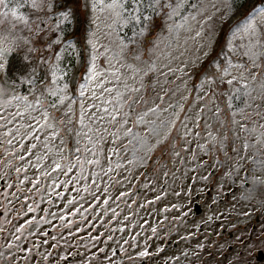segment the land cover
Listing matches in <instances>:
<instances>
[{
    "label": "snow or ice",
    "instance_id": "6c2138e0",
    "mask_svg": "<svg viewBox=\"0 0 264 264\" xmlns=\"http://www.w3.org/2000/svg\"><path fill=\"white\" fill-rule=\"evenodd\" d=\"M187 7L196 9V12L182 15ZM89 13L92 14L91 19L93 22L100 18L97 14L108 13L105 20H110L111 23H108L107 27L111 28L113 25H118L120 28L130 30V36L126 34V39L121 38L118 57H108L107 50L105 53H100L94 39L96 33L92 31H89L87 35V45L91 48V53L87 58L83 57L75 43L66 41L64 26L71 25L74 22L84 24L89 19ZM161 14L165 15L168 21H172V24L168 25V32L171 34L174 28L191 30L190 22L197 21L199 23L197 17L202 15V9L200 5H189L187 0H175V3L172 0H0V75L6 80L12 79L17 82L11 96H9L6 89L0 87V129L5 130L0 132V137H3V139H0V143L11 147L15 142L20 146L19 155L17 151L10 150V147L5 149L7 155L15 157L21 162L30 163L23 153L26 152L30 156L32 149H35L37 144L31 143L29 147L24 141L26 139L39 141L41 134L48 129L52 131L47 139L59 136L57 122L60 126L67 128L70 134L74 133L77 137V143H79L80 137H84L89 143L93 144L92 149H86V151L92 153L93 157H96L97 152L103 155L102 145L106 137H112L113 144L117 142L121 129L125 128L128 123L132 105L137 103L136 94L145 87L144 77L148 76L149 72L156 70L153 64L143 60V56L146 52L151 53L154 48L159 46L156 33L159 29L157 18ZM176 17H180V23L176 22ZM211 19L212 17L209 16L208 20ZM208 20L200 24V30L196 32V36L203 34ZM237 36L242 40H247V43L242 45L243 52L240 53V56L247 58L251 68L245 63H240L239 60L233 61V56L237 55V48L233 44V40L229 39L224 59L220 61L214 58L210 62L215 70L207 72L199 86L200 92L207 91L208 98L227 96L229 109L234 107L233 99H240L241 94L244 97L250 96V92L247 91V81L249 78L252 81L256 80V75L253 74L252 69L264 67V63H258V61H264V7L256 9L236 25L233 37ZM66 52L74 54L75 66L64 65ZM100 55H104L108 60V74L115 79L117 84L123 83L122 90L117 87H104L103 84H100L103 93L108 94L107 97L103 93H97L90 87L92 83L98 82L104 75L98 70L97 66V58ZM204 55L208 56L209 52L206 51ZM129 57L135 63H128ZM113 59L120 67L131 69L132 76L122 80L123 74L120 72V68L112 63ZM141 64L144 67H141ZM178 70L183 71L182 69L169 68L168 73H163L166 77L165 83L169 82L167 80L168 74L174 75ZM137 75H140V88L128 83V79L135 81ZM81 80L83 83L80 82ZM103 83H112V80L104 77ZM73 84H76L79 88V100L69 95ZM237 84L240 87H236ZM25 85L27 86L26 93H19L18 89ZM261 88L264 89V83L261 84ZM242 89L244 91L241 93ZM112 93H115V95H112ZM159 99L162 101L164 97L160 96ZM201 100H204L205 107H207L208 100L204 96L197 95L196 103L198 104ZM139 102L146 103L143 97H140ZM77 104L79 106L78 110L76 108ZM244 104L249 106L247 100H244ZM13 108L14 111L11 110ZM53 111L61 112L62 118L57 121V117L52 114ZM149 111L155 112L156 109L151 108ZM181 111H183V107H181ZM203 111L204 108H200V113H203ZM209 111H212V109H209ZM221 112L222 109L217 104L214 115L219 117ZM34 113L39 115H34ZM231 116L232 125H238L247 130L246 125L236 119L237 116L247 119L244 108L232 111ZM140 119L142 120L143 117ZM226 123H222L221 127H224ZM73 125L76 127H73ZM196 125L197 127L200 126L199 120L196 121ZM172 127H175L174 122ZM259 128L262 131H260L256 144L264 142V124H261ZM125 131L130 132L131 130L125 128ZM251 131L255 132L257 129L252 128ZM185 134L188 135L189 133L186 132ZM208 135L211 140L208 144L201 146L205 154L211 158L213 153L222 152L226 159L217 158L214 164L223 168L227 161H233L238 173L242 166L240 160L247 156L250 147L247 138H245L242 145L237 146L235 140L230 138L227 132L218 133L217 136H212V133L209 132ZM238 138L237 135L236 139ZM61 142L63 143V140ZM228 149L235 153V156L230 155ZM76 150L80 151L78 147ZM111 151L115 152V149ZM242 152L243 156L241 155ZM176 154L179 155V153ZM77 160L79 161L80 158L77 157ZM107 160L109 163L108 168L106 170L102 169L105 176H109L110 173L115 171L111 166V156H108ZM252 161L261 169H264V158L257 159L253 156ZM80 163L81 168H83L84 162L80 161ZM87 163L99 166L101 161L94 158L88 160ZM12 167L15 168L16 179L19 181L16 185L17 191L24 192L25 190L20 185L28 181L29 177L24 175V179L21 180L20 174L22 172L27 173L28 168L27 166H14L12 161L8 160L6 168ZM120 167V164L116 165L117 169ZM228 167L229 171L225 175L231 176L233 174L231 170L233 164H229ZM51 171H63L67 175L68 172L72 171V165L69 164L67 168H64L61 163L54 161V167ZM43 175L50 176L51 172L46 171ZM92 175L96 177L99 173H93ZM9 176L10 173L6 171L3 175H0V180H4ZM207 178L204 177V179ZM76 179H86L83 176V171ZM109 179L111 180L112 177L109 176ZM31 183L33 188H37L40 180L37 179L31 181ZM92 183L94 185L97 183L95 178L92 179ZM253 183L255 184V178ZM6 186L10 189L13 184L8 183ZM55 186L58 187L59 185ZM37 191H39L38 188ZM84 191L88 192L89 189L85 187ZM97 191H99V186H97ZM104 191L106 193L107 189L105 188ZM248 191L252 192L254 188H249ZM57 195L60 194L57 193ZM126 195H130V193H120L121 197ZM93 198L97 199L95 196ZM156 199L159 200L160 196H157ZM73 203L74 199L68 200V204ZM103 203L107 205L108 199H104ZM148 203L151 204L152 201H148ZM28 211H34L31 205L28 206ZM76 211L79 212V209H76ZM113 212L115 214V210ZM245 215H249V213H245ZM61 219H64V217H61ZM208 219L211 220V217ZM28 223L31 224L32 221H28ZM2 230L0 229V231ZM21 230V228H17V232ZM151 231L155 234L157 229L153 227ZM44 235H47V233ZM14 239L19 240L20 237L16 236ZM52 239L55 240L56 237L53 236ZM44 243H47V241H44ZM124 243L127 244L128 241L125 240ZM8 248L22 250L20 245L15 243L8 244ZM100 251L103 252L104 250L101 249ZM158 251L162 252L163 249H158ZM28 252L31 254V249H28ZM115 254V250H113V256ZM51 255L52 253L45 254L43 256L44 260L47 261ZM149 255L147 249L139 252L140 257H148ZM183 255L187 257L188 253L184 252ZM108 259L109 264H112L111 258ZM179 259V256L175 257L177 262ZM239 259L241 264H248L243 256H240ZM60 260L66 261L68 256L61 255Z\"/></svg>",
    "mask_w": 264,
    "mask_h": 264
},
{
    "label": "rangeland",
    "instance_id": "374dc122",
    "mask_svg": "<svg viewBox=\"0 0 264 264\" xmlns=\"http://www.w3.org/2000/svg\"><path fill=\"white\" fill-rule=\"evenodd\" d=\"M244 1L245 0H187V3L189 5L196 4L201 6L202 15L197 17L199 23H197V21H191V30H188L187 28H174L171 34H169L168 32V25H171L172 21H168L167 17L163 14H161V16L157 18V23L163 24L164 28L162 31H160L158 36L157 42L159 46L154 48L151 53H148V58L146 60L148 63L153 64L156 70L153 72H149L148 76L144 77L145 87L136 94L137 103H135L136 105L133 104L134 110L130 114L128 123L125 126L126 129H130L131 131L126 132L125 128H122L119 133V139L115 144L112 143V137H106L105 142L102 145L103 155H100L99 152H97L96 157H93L92 153L90 154L87 159H99L101 161L99 166L88 164V160L86 161V159L83 161L84 166L85 164H88V167L93 166V168L89 171L90 177L89 174L84 171V168H80L79 175L81 174V171H83V176L86 179L89 177L87 179V182H92V179L95 178L97 182L96 184L100 186L101 190L97 191L95 188V193L90 194L87 192L83 198L77 199L73 204L70 205L66 203V206H64L59 211L60 213L58 215L68 211L71 207L77 205L78 203L90 202L94 196L104 191L105 185L108 183V176L104 175L102 169L106 170L109 166L107 160L108 156H111V166L114 169L116 168L117 164H121L127 172H130L132 169H142L146 166H149L153 162V160H157L159 157L165 156V154L170 155L171 153H173L175 156L177 155L176 153H182V150H180L179 147H184L186 150H188L190 146V149L187 153H184L185 156L182 158L183 162L185 163V171L175 172L173 184L169 187V194L166 196V204L172 205V200L175 203L177 202L176 205H178L179 207H183V205L187 204L189 200V186L181 185V189L178 188L180 178L184 181L195 180L198 182V185H200L203 181H206V183H208L214 178L213 176L209 177V174L206 175L207 172L201 173V175L199 176H197L194 172L196 168L195 165H197V163L205 153L201 146L208 144V142L211 140V137H209L208 135L209 132L212 133V136H217L218 133L227 132L230 138L235 140L237 146L242 145L245 138H247V142L250 147L247 156H245L247 157V160H245L246 162H250V157L252 156H255L257 159L264 158V142H262L261 144H256V140L260 135V131L262 130L259 127H256L257 131L252 132L251 129L254 127H252V125L247 126V124H245L247 119L252 116L250 115V112H246L245 114L247 119L242 116L236 117V119L240 120L242 123L244 122L243 124L246 125L247 130L239 127L238 125H232L231 123V112L237 110L238 108H244V110L246 111L252 109V107H255L260 112H264V89L261 88V84L264 83V74L263 77H261L260 79L256 78L255 81H252L251 78L248 79L247 91L250 92V96L244 97L241 94L240 99H233L232 103L234 107L232 109H229L228 107V98H208L207 96V107H205L204 102H199L187 111L184 120L181 121L180 124L178 120L179 114L181 113V104L186 100L190 68L196 66L202 59L206 57L204 55L206 51H211V43L218 30V26L225 19H229L234 13L239 14L240 12L238 8ZM172 2L175 3V0H172ZM229 5H231V7H229ZM189 12L195 13L196 9L187 7L185 8L182 15H187ZM97 15H99L100 18L93 22L91 19L92 14L89 13L88 21L92 26V29L90 31L96 33L94 39L97 42L99 52L105 53V51L107 50L108 57H118L120 53L121 38L126 39V34L127 36H130L131 32L128 28H120L118 25H113V27L111 28L107 27V24L111 23L110 20H105V17L108 15V13ZM209 16L212 17L211 20H208ZM205 20H208V23L204 27L203 34L201 36H196V32L200 30V24H203ZM176 22H181L180 17H176ZM66 26L67 25H65L64 27L67 34L69 32V27L66 28ZM232 40L233 44L237 48V55L240 56V53L243 52L242 45L246 44L247 40H242L239 36L233 37ZM85 48L90 51L88 54H86L87 58L91 53V48L88 45H86ZM143 57L145 58V55ZM127 62L135 63L131 60L130 57L128 58ZM112 63L116 64V60L113 59ZM258 63H264V61H258ZM64 65H72L70 52L65 53ZM97 66L98 70L104 75L98 80V82L92 83L90 85L91 89L95 90L97 93H103L102 87L99 86L100 84H103L104 87L108 88L117 87L121 90L123 89V83L121 82L117 84L115 79L108 74L107 70L109 69V63L104 55L98 56ZM140 66L144 67L143 64H141ZM248 66L251 67V64L248 63ZM116 67L120 68V72L123 74L122 80L131 77L133 74L131 69L127 67H120V65L118 64H116ZM169 68L182 69L183 71L178 70L174 75L169 73L167 76V80L169 82L165 83L166 77L165 75H163V73H168ZM257 69H262L264 73V67H257ZM236 74L238 75V73ZM104 77L112 80V83L104 84ZM147 77H152L151 84L153 85V88H149L148 90L146 84L149 80ZM128 83L129 85H132L136 88H140V75H137L135 81L128 79ZM168 85H171L169 92L167 91ZM236 87H240V85L237 84ZM219 91L220 90H218V92ZM243 91L244 90L242 89L241 93ZM89 94L91 95V93ZM103 95H105L106 97L108 96L107 93H103ZM112 95H115V93H112ZM162 95L167 96V100L163 104L160 103L159 99V97ZM140 97H143L146 103L139 102ZM150 100L152 101L150 105H148ZM244 100L248 101L249 106H246L244 104ZM253 102L254 105L249 104H252ZM217 104H219L220 108L222 109L219 117L214 115V110ZM151 108H155L156 111H149V109ZM200 108H204L203 113H200ZM209 109H212V111H209ZM12 110L14 111L15 109L13 108ZM34 115L39 114L34 113ZM141 117H143L142 120L140 119ZM201 119H204L205 121H201ZM197 120H199V125L203 123L206 127V133L202 136H198L195 133ZM173 122L175 123V127H172ZM224 122L227 123L224 127H221L222 123ZM1 131L2 129H0V132ZM51 131V129H48L43 134H41V138L39 141L27 139L25 140V144L27 146L30 147L31 143H36L37 147L35 149H32V154L30 156L26 152L23 153L26 156L27 161H30V163L22 162V167L27 166L28 171L34 176V178L44 176L43 173L46 171L51 172L49 178H45L44 180V185H46L48 188H54L55 185H57V181H54V179H57L58 172H52L51 170L54 167V161L58 162L60 157V151L55 137L47 139ZM186 132L189 134L186 135ZM237 135L239 136L238 139H236ZM0 139H3V137H0ZM83 140L87 141V139L84 137L79 138V141ZM88 144L93 148V144L89 142ZM120 144L123 145L124 149L122 153L118 154L117 149ZM194 144L195 146H198L196 149H198L199 151L193 150ZM7 147L10 146L0 143V166H4L5 168L8 160H11L13 163V157L8 156L5 151ZM261 148L262 152H260ZM112 149H115V152L111 151ZM10 150L15 151L13 147H10ZM228 151H230V149H228ZM241 155L243 156V152L241 153ZM38 157L40 159H37ZM217 158L224 160L223 156H216L214 158V161ZM240 161H243V159H241ZM229 164H233V167L231 169L233 174L231 176L225 175V173L229 171ZM210 169H216L215 176L217 177L212 182V184H217L216 190L220 189L221 185H225L223 190L226 191L231 187L233 183H235V178L243 177L241 167L239 169L240 173H237L233 161L231 163L227 161L223 168H220L218 165H214ZM93 173H99V175L93 177ZM111 174H113V172L109 175ZM244 174L245 177L250 178V188H254V191L249 192L245 189L242 190V188L245 186L244 182L241 184L242 188L239 184H236L240 187V189L230 194L228 198L225 197L223 199L222 203H220L219 205V207L222 208L218 209L213 214L212 210H206L205 215L201 220H199V222L196 224V227L194 228V230L198 229V224L205 223V220H207L208 216L214 219L217 218L216 220H218V225L220 227L229 225L231 228H234L233 230L235 231V234H233L232 237L228 239L226 236H223L220 238V240L223 239L224 241H217L214 250H212L213 246H210L209 248V252L213 251L218 254L217 259H214L213 261L219 264H230V262L231 264H241L239 259L240 256H243L248 262L252 259L254 250L262 247L261 245L264 244V242L261 241L259 237L260 228L262 229L264 220H261L262 224L259 223L260 225L253 235L254 238H258V240H256L257 242H250L251 236L249 232L252 231L251 228L253 225L249 215H245V213L252 212L253 209H260L264 213V194H261L262 190L258 192V189L260 187L264 188V169H261L255 163L254 170H252L251 175L247 170ZM204 177L208 178L204 179ZM254 178L255 184L253 183ZM218 194L220 195V193ZM187 209H185V211ZM185 211L179 215L178 210L173 209L169 213L170 216H173L176 213L179 216L173 219V221L169 225H162L161 228L163 229V233L159 235V240L161 241V249L165 247V244L169 240L170 234L173 231H177V229L175 228L176 225L174 223L175 220H183L187 218V214L185 213ZM58 215H55V217H58ZM162 215H164V213H162ZM48 223L49 221L46 220L44 222V226H53L49 225ZM74 223L75 222L73 221H67L65 223L66 236L70 238V241L66 238V253H68L69 250L73 247V245L71 244V238L75 235H80V231H83L84 229L83 226H80V229L72 230V226L74 225ZM239 224H243L242 226L246 225L245 231H243L244 228H240L237 226ZM191 229L192 227H190L188 230ZM21 232L22 230L20 232L16 231L14 233L13 239L16 236H19L21 238ZM30 232L35 233L34 230ZM148 236H154V234L149 233ZM246 239H248L249 243L245 244L243 250L244 253H240L237 248L236 250L232 251L233 253L231 252L230 257L225 258L226 256H224L223 254L225 253V251H227L228 244L237 245L239 242H244V240ZM142 240L137 239L133 242V244L137 246V249L133 252H129L132 242L128 244H121L122 258L120 260H117L118 256H116L114 260L112 259V264H116L113 263V261L116 260L118 264H141V261L147 258L139 256V252L144 250L145 248V244H143ZM15 241L16 244L20 245V239ZM111 242L112 243L107 247L105 255L99 257V260L94 259L90 251L91 249L87 250V248H84L85 250H87V253L78 264H86L88 262L90 264H105L109 262L108 258H111V255H113V250H115L117 247H120L121 238H117L116 240ZM201 247L202 244L200 243V241L186 245L181 244L175 252L171 251L172 254L170 257H168V259H171V257L175 258L179 256V261H174L170 264H202L204 260L200 259V255L203 254L204 250ZM172 249H174V246L172 247ZM171 252H169L168 254H170ZM184 252L188 253L187 257L183 255ZM163 260L164 259L160 261L155 260L153 261V264H164Z\"/></svg>",
    "mask_w": 264,
    "mask_h": 264
}]
</instances>
